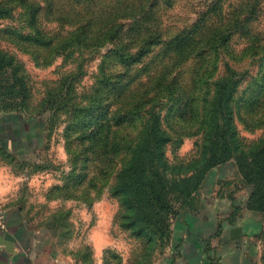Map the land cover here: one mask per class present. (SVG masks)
I'll return each mask as SVG.
<instances>
[{"label":"rangeland","instance_id":"1","mask_svg":"<svg viewBox=\"0 0 264 264\" xmlns=\"http://www.w3.org/2000/svg\"><path fill=\"white\" fill-rule=\"evenodd\" d=\"M215 1L0 0V8L6 10L0 13V110L18 115V126H31L33 137V148L25 157L0 147V206L18 209L30 227L47 230L70 264L170 262L175 255L170 251L173 227L177 233L184 224H195L207 194L203 183L214 174L228 177L218 183L219 192L248 199L250 188L235 162L217 166L207 173L192 202L177 206L170 239L151 245L121 225L125 209L121 197L112 193L129 154L111 158L104 151L106 140H138L147 116L144 110L152 109L169 140L163 147L165 165H182V175L190 174L191 163L201 159L203 136L196 125L187 123L190 115L183 117L182 102L160 92L155 82L159 78L177 81L184 100L193 96L201 108L204 99L211 101L216 82L234 73L231 110L237 140L246 147L263 137L264 109L258 107L264 97L248 107L264 87V0H220V9L207 17V28H223L242 18L250 21L251 31H235L221 46L210 47L205 63L178 61L163 53ZM29 7L39 39L29 23ZM113 23L116 35L108 37ZM138 24H145L153 38L147 54L129 68L118 50L126 46L129 54L135 53L145 36ZM82 26L85 29L77 35L83 42L70 43ZM201 64H209L208 71L193 91L194 68ZM146 92L150 101L143 103ZM134 103H141L140 112L131 114ZM260 216L263 225L253 237V252L257 264H264V215Z\"/></svg>","mask_w":264,"mask_h":264},{"label":"trees","instance_id":"2","mask_svg":"<svg viewBox=\"0 0 264 264\" xmlns=\"http://www.w3.org/2000/svg\"><path fill=\"white\" fill-rule=\"evenodd\" d=\"M216 9H220V0H216L191 28L179 37L172 39L166 45V50L163 53L177 57L178 61L200 59L205 63L207 58L205 54L209 52L210 47L221 46L235 31L250 33V21L242 18L232 21L223 28H207V17L212 14V10ZM28 11L30 26L39 39L40 32L33 27L35 14L30 7ZM5 12L6 10L0 8V13ZM110 26L106 34L108 37L116 35L117 24L113 23ZM137 27L145 36L142 43L135 48V53L129 54L127 52L129 48L126 46L118 50L121 59L128 62L129 68H132L133 64L139 62L147 54L149 41L153 38L148 35V27L145 24H138ZM84 29L82 26L75 32L76 35ZM71 41L70 43L73 44L83 42L78 35ZM199 49L201 52L195 55ZM208 65L201 64L199 67L195 65L194 74L196 77L192 78L195 85L193 91H196V84L202 82L203 77L207 74ZM233 80L234 73H231L216 82L211 101L207 103L204 99L201 108H198L196 98L193 96L189 100H184L177 81H169L165 78L155 80L158 84L157 87H161L159 88L160 92L166 93L177 103L182 102L183 117L190 115L191 118L187 120V123L196 125L203 136L200 148L201 159L191 163L189 175H182L180 172L183 168L182 165L173 167V169H169L165 165L163 147L169 140L160 131L157 116L152 109L144 110L147 116L143 132L138 140L133 143H126L123 140L117 142L114 139L104 142L105 154L111 158H115L117 154L119 156L125 153L126 156L129 154L128 161L122 167L112 186V193L121 197L125 209V214L121 217V225L123 223L124 228L131 230L135 236L146 238L152 243L151 245H162L166 237L169 235L171 237V221L177 211V206H187L190 201L192 202L193 197L199 194L207 173L230 160L235 162L243 176V183L250 188L245 209L264 215V135L246 147L238 142L231 110L232 95L237 85V81ZM148 92L142 96L143 103L150 101ZM11 93L18 97L17 92L11 90ZM262 96L264 97V87L255 94V99L248 108L251 109L255 106L258 103L257 99ZM140 105L141 103L132 104L130 113L140 112ZM258 109H264V102L259 105ZM0 112L2 111L0 110ZM183 117L182 119H184ZM108 127L106 126V128ZM171 170L173 171L172 175ZM220 186L223 187V183ZM238 211L239 209L235 207L234 215Z\"/></svg>","mask_w":264,"mask_h":264},{"label":"crops","instance_id":"3","mask_svg":"<svg viewBox=\"0 0 264 264\" xmlns=\"http://www.w3.org/2000/svg\"><path fill=\"white\" fill-rule=\"evenodd\" d=\"M17 116L0 112V147L25 157L33 148V137L28 130L31 126H18L21 123L15 119ZM222 177L214 174L211 180H205L202 192L207 194L201 197L195 224H184L177 233L173 227L170 251L175 255L170 262L161 264L258 263L253 252V237L261 231L263 218L245 209L246 199L232 200L230 194L219 192L218 183L228 180L225 175ZM235 207L239 209L236 215ZM4 210V227H0V264H70L57 252L47 230L30 227L16 208Z\"/></svg>","mask_w":264,"mask_h":264},{"label":"built area","instance_id":"4","mask_svg":"<svg viewBox=\"0 0 264 264\" xmlns=\"http://www.w3.org/2000/svg\"><path fill=\"white\" fill-rule=\"evenodd\" d=\"M4 222H5V210L2 206H0V227H4Z\"/></svg>","mask_w":264,"mask_h":264}]
</instances>
